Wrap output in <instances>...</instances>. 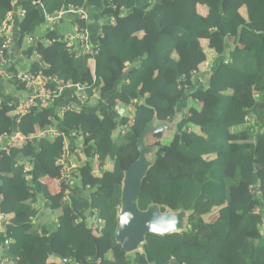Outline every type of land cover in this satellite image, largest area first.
<instances>
[{"label":"trees","instance_id":"obj_1","mask_svg":"<svg viewBox=\"0 0 264 264\" xmlns=\"http://www.w3.org/2000/svg\"><path fill=\"white\" fill-rule=\"evenodd\" d=\"M11 3L0 0V50L9 36L13 40L4 50L2 81L26 90L17 80V62L32 61L34 73L44 64L51 87L79 83L85 104L98 95L103 109L80 113L38 104L15 116L0 101V137L8 135L0 142V214L8 219L0 247L12 241L2 260L264 264V0H21L17 9L25 15L15 14L4 35ZM71 7L87 13L88 21L74 17L79 29L101 25L95 44L87 41L89 54L68 49L70 38L57 28L61 22L41 41L27 42L38 37L46 16ZM154 119L175 128L150 137L158 142L139 208L185 211L187 229L148 234L141 251L127 254L117 239L123 181L139 158L138 139ZM52 128L80 133L93 148L89 159L81 147L75 153L70 178L79 189L70 194L57 165L65 137L40 136ZM17 133L33 138L6 152ZM165 138L169 144H162ZM36 163L55 189L35 183ZM39 196L58 217L49 235L34 222Z\"/></svg>","mask_w":264,"mask_h":264},{"label":"water","instance_id":"obj_2","mask_svg":"<svg viewBox=\"0 0 264 264\" xmlns=\"http://www.w3.org/2000/svg\"><path fill=\"white\" fill-rule=\"evenodd\" d=\"M174 128V125L154 119L146 125L138 139L139 158L125 172L122 204L118 217L117 239L123 253L133 254L140 251L148 234L164 236L184 232L187 229L188 214L185 211L162 212L158 205H151L145 211L139 208L145 179L154 165L152 156L155 148L149 146L146 139L149 135H159L165 131H173ZM3 250L1 247L0 257Z\"/></svg>","mask_w":264,"mask_h":264},{"label":"crops","instance_id":"obj_3","mask_svg":"<svg viewBox=\"0 0 264 264\" xmlns=\"http://www.w3.org/2000/svg\"><path fill=\"white\" fill-rule=\"evenodd\" d=\"M74 17H77V16H75V15L66 16L65 18H63L60 25L57 27L60 34L64 35L65 37H68L70 39H73V37L75 36L74 33H75L76 24L74 23V21H76V20ZM14 20H15V18H14ZM87 21H88V19H87ZM42 23H43V25L40 27L39 32L36 33V34H39L38 37L36 38L35 36L31 35L30 37L27 38L28 43H32L36 40L41 41L42 39L40 37H43L48 30H52V28H50L48 26V22H47L46 18H44ZM87 26L88 27H86V31H87V34L89 37V43H90V45L91 44L94 45L99 34H100L101 25H100V27H98L95 24H92L89 22ZM73 43H74V40H73ZM38 57H39L38 60L41 61L42 60L41 55H39ZM31 62L32 61L27 62L25 60L20 59V61L17 62L16 65L21 71L22 70L28 71V70H30ZM39 68L40 69L37 70L36 72H42L43 73L46 66L44 64H42V66ZM70 87L73 90L72 94H68L67 88H65L59 94V96L55 99V101L53 102L54 104L58 105L59 108H61V109L70 108L72 110L79 111L80 113H82L83 110H86V111H89L92 113H99L98 111H101L103 109V103H100V100H98L99 99L98 95L95 94L96 96H95L92 104H90V103L85 104V102L89 101V100H85L84 98H86V96H83L81 94L80 84L75 83V84H72ZM30 96H31V92L27 88H26V90H20L18 88L16 89L14 85H11L7 82H3L2 80L0 81V101H1V103H5L8 106V110H9L8 113H11L15 116H18L16 113L17 108L19 107L20 103H22L23 101L28 99ZM15 105H16V108H15ZM2 107L5 108V106H2ZM45 137H47V136H45ZM64 137H65V145L64 146L68 150V157H69L70 166H71L70 172H69V177H70V174L73 173V176H74V173L76 171L75 170L76 166L74 165V159L76 156H74V155H77V154H75L74 151L77 152L78 148H80V147L83 148V154H85V156L88 157V159H89V158H91L93 148H90V146H87L85 144L83 136L80 133L75 134V133H68L67 132L66 134H64ZM3 138L4 137H0V142L5 141V139H3ZM2 146H3V143L2 144L0 143V150H2L1 149ZM29 169H30V167H29ZM33 170L35 171V174H36L35 183L39 180L41 183L46 184L48 186V188L55 189L53 186V183H52L53 180L50 181L51 178L49 180H47L49 177L48 178L43 177V176H45L46 172L42 166L40 167L39 164L36 163ZM42 171H43V175L40 176ZM72 184L73 185H72L71 189L75 188L74 191L79 189V184H76L75 181L72 180ZM59 185H60V183L57 182V186H59ZM77 192H79V191H77ZM30 195L32 196L33 193L32 194L29 193V196ZM39 201H40V203H42V206H41V210H40L37 218H34V222L36 223V226L41 228L42 235L43 234L49 235L52 232H54L56 230V228L58 227V217H56L54 215L53 211L49 209V204H48L47 200H45L39 196ZM7 220H8L7 217L5 219H3L2 215L0 214V232L1 233L4 230L3 229V222L5 223ZM97 225H98V223H96L95 226H97ZM29 247L30 246H27L26 250L31 252V249ZM4 251H3L1 256H3ZM63 262L65 264H82V263H78V262L74 263V262L67 261V260H64ZM90 264H98V263H90Z\"/></svg>","mask_w":264,"mask_h":264},{"label":"built area","instance_id":"obj_4","mask_svg":"<svg viewBox=\"0 0 264 264\" xmlns=\"http://www.w3.org/2000/svg\"><path fill=\"white\" fill-rule=\"evenodd\" d=\"M20 1L21 0H12L11 4L13 7V11L9 14L7 21L4 23L2 27V30H1L2 34L9 35L11 33L12 31L11 23L14 21L15 14H18L20 17H23L25 15V12L23 10L17 9ZM68 15H75L77 16V18L83 21L84 20L87 21L88 19L87 13L75 7H71L68 10H64L54 17L46 16L45 18L48 22V26L50 28H54L57 26L58 23H60L63 20V18H65ZM74 34L75 36L73 37V39L68 40V44H67L68 49H71L72 51L76 53L78 52L77 49L80 48L79 53L89 54L91 50H90V46L87 44V41L89 39L87 31L81 30L78 28V26H75ZM73 40H74V43H73ZM12 42L13 40L9 36L4 43L3 49L0 50V81L3 80L6 76L5 67L7 65V61L4 56V50L10 47L12 45ZM79 55L80 54H77V56ZM37 59H39L38 56H37ZM17 80L20 83L24 84L26 88L31 92V96L25 101H23L22 103H20L19 107L17 108L16 113L18 116L28 113L32 107L38 104L49 105L53 103L55 99L59 96V94L65 88L71 86L68 82H65V83H61L62 85L60 87L53 88L50 86L51 82L53 81V79L50 76L42 72L34 73L30 70L28 71L19 70V73L17 74ZM84 99L87 100V98H84ZM40 136L59 138V137H64V134L56 129H50L46 132H43ZM2 137H4L3 139H5L6 141V139L8 138V135H3ZM10 137H11L10 142L4 148L6 152H9L11 147L18 145L25 140H32L33 138L32 136L28 139L27 137L19 133L14 134ZM80 152L81 150L78 149L77 153H80ZM57 165L61 166L60 183H64L68 187L67 194H70L71 192L69 191H71L73 184L69 177L71 166H70V160L68 157V150L65 146L63 148V154L61 158L59 159V161L57 162ZM68 198H66L65 201H67ZM2 218L5 219L3 215H2ZM97 223L98 225L96 227L99 228L100 225L102 224V221H98ZM263 229H264V226H263ZM11 243H12L11 240H5L2 245L3 249L5 250V247L8 248ZM0 264H7L6 260H2V256L0 257Z\"/></svg>","mask_w":264,"mask_h":264},{"label":"rangeland","instance_id":"obj_5","mask_svg":"<svg viewBox=\"0 0 264 264\" xmlns=\"http://www.w3.org/2000/svg\"><path fill=\"white\" fill-rule=\"evenodd\" d=\"M207 67H209L210 65L209 64H207L206 65ZM25 69V68H24ZM165 133H163V135H164ZM151 137V135H149L148 137H147V139H146V141H148L147 142V144L149 145V146H152V147H154V145L158 142V139H154V138H150ZM161 142H162V144H169V142H170V138H165V139H161ZM153 157V156H152Z\"/></svg>","mask_w":264,"mask_h":264},{"label":"clouds","instance_id":"obj_6","mask_svg":"<svg viewBox=\"0 0 264 264\" xmlns=\"http://www.w3.org/2000/svg\"><path fill=\"white\" fill-rule=\"evenodd\" d=\"M53 129V128H52ZM20 134V133H19ZM74 153H77L76 151H74ZM141 251V250H140Z\"/></svg>","mask_w":264,"mask_h":264}]
</instances>
